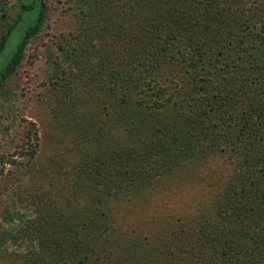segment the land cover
I'll use <instances>...</instances> for the list:
<instances>
[{"label":"trees","instance_id":"1","mask_svg":"<svg viewBox=\"0 0 264 264\" xmlns=\"http://www.w3.org/2000/svg\"><path fill=\"white\" fill-rule=\"evenodd\" d=\"M39 41L0 264H264V0H0V96Z\"/></svg>","mask_w":264,"mask_h":264},{"label":"rangeland","instance_id":"2","mask_svg":"<svg viewBox=\"0 0 264 264\" xmlns=\"http://www.w3.org/2000/svg\"><path fill=\"white\" fill-rule=\"evenodd\" d=\"M60 0H48V2H57ZM57 15L52 16L53 26L55 25ZM46 40V37L43 38ZM35 43L28 49L27 55L30 51L34 50ZM39 59L35 61L33 67L30 69L31 80L25 83L21 81L19 76H16L8 86V89L2 96H0V152L12 154L14 152L16 141H13V131L22 128L21 120L40 122L39 108L36 102L38 94L41 92V80L38 78L41 75L42 68L45 67L44 54L45 51L39 41ZM25 86V87H24ZM10 170V168H8ZM0 196L3 198L8 197L7 194L2 192L0 188ZM194 202L195 201H189ZM188 202V203H189ZM194 203H189L184 208L187 211ZM141 229H146L147 224L141 223Z\"/></svg>","mask_w":264,"mask_h":264}]
</instances>
